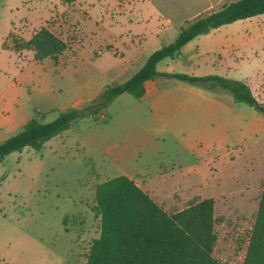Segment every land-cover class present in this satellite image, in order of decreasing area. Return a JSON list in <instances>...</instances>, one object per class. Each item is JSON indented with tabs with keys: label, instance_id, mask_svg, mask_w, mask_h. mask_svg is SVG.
I'll return each instance as SVG.
<instances>
[{
	"label": "rangeland",
	"instance_id": "1",
	"mask_svg": "<svg viewBox=\"0 0 264 264\" xmlns=\"http://www.w3.org/2000/svg\"><path fill=\"white\" fill-rule=\"evenodd\" d=\"M118 1L127 0H0V98L8 88L14 111L47 122L130 78L160 44L132 37L117 54L109 50L102 26ZM122 23L130 24L123 15ZM40 27L66 43L56 61L1 48L10 31L28 39ZM181 84L187 83L168 81L177 91L169 105L124 92L40 150L24 147L0 160V264H86L100 231L94 189L122 174L167 212L212 198L213 255L242 264L264 184V115L244 102L232 111L208 103L184 109L175 88ZM255 97L264 102V83ZM21 129L2 128L0 142Z\"/></svg>",
	"mask_w": 264,
	"mask_h": 264
},
{
	"label": "trees",
	"instance_id": "2",
	"mask_svg": "<svg viewBox=\"0 0 264 264\" xmlns=\"http://www.w3.org/2000/svg\"><path fill=\"white\" fill-rule=\"evenodd\" d=\"M72 3L76 0H60ZM264 13V0H235L216 10L185 21L173 41L161 45L127 80L106 86L97 99L83 107L61 111L51 121L30 118L22 129L0 142V160L24 147L40 150L43 143L67 130L72 122L86 114L98 117L116 96L127 92L135 98L145 93L144 83L159 75L171 76L208 89L228 90L235 102L258 104L264 115V102H258L242 80L217 74L194 76L162 73L157 63L176 57L189 40L221 25ZM2 48L31 50L35 61L61 55L66 43L48 27H40L28 39L8 33ZM94 212L99 218L98 237L92 239L85 255L86 264H222L213 255L214 201L204 198L174 212L164 210L134 179L126 175L109 178L94 189ZM242 264H264V184Z\"/></svg>",
	"mask_w": 264,
	"mask_h": 264
},
{
	"label": "crops",
	"instance_id": "3",
	"mask_svg": "<svg viewBox=\"0 0 264 264\" xmlns=\"http://www.w3.org/2000/svg\"><path fill=\"white\" fill-rule=\"evenodd\" d=\"M232 1L235 0H127L124 4L118 1L116 5L108 7L112 21L105 22L102 26L104 39L114 54L118 53L117 45L126 47L128 39L132 37L156 41L161 46L175 39L185 21ZM122 15L127 17L130 23L128 26L122 23ZM255 17L259 20H250ZM162 62L165 63V68L160 70L158 65ZM173 65H178V71H175ZM189 66L203 71L191 72ZM156 68L162 73L186 72L185 74L194 76L217 74L239 79L249 86L255 96L256 86L264 83V13L236 20L195 36L182 46L176 57L159 61ZM172 78L174 77L159 75L145 81V93L142 97L150 98L154 103L159 101L169 105V98L174 97L168 95L177 93L174 88L166 87ZM185 83L187 84L175 87L184 95L180 101L184 109L192 108L198 103H203L204 108L208 103L224 111L234 109L236 102L228 90L208 89L199 84ZM5 89L0 98V131L2 128L23 126L29 120L24 119L20 112L14 111L11 96L8 95L12 92Z\"/></svg>",
	"mask_w": 264,
	"mask_h": 264
},
{
	"label": "water",
	"instance_id": "4",
	"mask_svg": "<svg viewBox=\"0 0 264 264\" xmlns=\"http://www.w3.org/2000/svg\"><path fill=\"white\" fill-rule=\"evenodd\" d=\"M253 107H254L255 109H257L258 104H257V103L253 104Z\"/></svg>",
	"mask_w": 264,
	"mask_h": 264
}]
</instances>
